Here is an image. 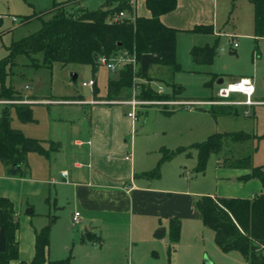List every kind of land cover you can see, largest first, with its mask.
Listing matches in <instances>:
<instances>
[{
  "label": "rangeland",
  "instance_id": "374dc122",
  "mask_svg": "<svg viewBox=\"0 0 264 264\" xmlns=\"http://www.w3.org/2000/svg\"><path fill=\"white\" fill-rule=\"evenodd\" d=\"M55 1L68 0H0V17L3 18L0 26V61L8 56L13 42L38 32L44 22L53 17ZM124 1L127 0H71L66 9L70 12L79 9L95 11L115 8ZM131 3L134 7L137 6L138 14H142L145 9L144 0H131ZM178 3V24L182 27L177 33V62L181 68L174 71L152 64L146 77H138L137 85L140 93L146 86L159 91V94L177 92L179 99L188 102L147 100L150 103L137 110V126L133 138L129 137L127 140L129 145L137 140L138 162L152 170L158 167V162L164 157L161 148L174 152L160 166L159 173L162 177L156 184L192 192L196 205L201 196H216L220 189L228 187L226 185L237 184L236 176L229 174L233 170H245L234 166L237 161L250 158L253 166L264 165V139L225 140L222 151L211 155L203 171L198 169L199 151L195 147L214 134L243 133L252 137L264 135V38L254 36L255 10L251 0H178ZM125 14V18L133 17L130 11H125ZM199 22L213 26L214 33L192 32ZM217 41L218 55L212 64L194 61L191 54L194 47L214 46ZM234 41L238 43L236 49L233 47ZM33 57L36 62L41 63V55ZM7 72V88L24 98L50 100L32 106L35 121L27 124L20 122L12 106L15 102L0 104V113L8 107L12 127L23 130L26 137L43 141L47 149L50 148L53 133L56 137L67 136L66 141H63V156H68L73 151L69 129L72 128L73 137L81 136V127L85 120H90L91 106L87 105L85 108L83 104L76 102H90L94 99V87H85L83 84L96 80L97 97L104 99L108 94L109 82L115 76L102 64L96 70L91 65H63L58 62L52 67H37L26 56H19L14 66L7 67ZM74 75H77L76 82L72 80ZM242 77L250 78L254 84L253 100L263 103L251 106L232 105L229 108L231 113L226 114L219 105L245 101L246 97L232 94L229 98H223L219 95V90ZM220 81L223 83H219ZM1 88L0 83V91ZM130 92H133V88ZM211 99L220 104H208L207 100ZM215 99L219 101H214ZM119 109L129 118L128 106H119ZM211 109L214 112L207 111ZM57 121L67 123V128L64 124H54ZM35 155L42 160L41 156ZM32 162L37 164V161ZM1 165L0 161V167ZM23 173L25 174V170ZM154 178L156 182L157 177ZM49 195L47 192L32 198L30 204L34 205L31 209L35 210V215H28L25 205L19 208L18 222L22 221L20 217L29 218V225H33L35 230H41L54 216L57 217L51 235L50 260L71 257L72 264H204V259L208 257L213 264H247L240 252H223L215 241L214 231L205 228L201 220L185 222L176 244L172 243L170 225H167L166 234L156 238L158 247L141 244L136 249L131 241L128 224L118 232L108 227L106 234L102 235L103 244L82 243L80 239L86 231L80 224L76 225L73 219L79 209L73 205L72 200L55 204V195ZM49 197L52 199L47 201ZM99 230L95 226V231ZM161 244L163 247H160Z\"/></svg>",
  "mask_w": 264,
  "mask_h": 264
},
{
  "label": "trees",
  "instance_id": "16d2710c",
  "mask_svg": "<svg viewBox=\"0 0 264 264\" xmlns=\"http://www.w3.org/2000/svg\"><path fill=\"white\" fill-rule=\"evenodd\" d=\"M130 1V2H129ZM150 12L149 17L138 16L131 0L124 1L121 5L112 8H104L95 11L79 9L68 11L61 3L53 5V17L44 22L42 28L19 41L13 42L9 48V54L0 61V100L16 102L12 105L20 122L27 124L34 122L33 104L23 96L18 95L12 89L5 86L8 75L7 67L14 66L19 56H26L37 67H52L54 63L68 65L70 63L91 65L96 70L100 63L95 61L94 55L105 57L109 60L118 52L127 51L136 54L138 61L144 55H152L153 63L159 66L180 70L177 62V33L178 29L165 25L162 16L174 12L178 7V0H145ZM254 5V36L264 38V0H251ZM130 11L133 17L113 20L121 13ZM29 20V17H26ZM0 19V26H1ZM195 33L213 34L214 28L210 25H197L192 30ZM218 41L214 46L194 47L191 54L195 62L199 64H212L218 55ZM41 55V63L36 62L33 56ZM119 79H111L108 86V95L104 101H123L128 97L134 86V71L132 65H125L119 72ZM141 67L138 77H146ZM180 91V90H179ZM140 98L149 101H188L179 99L177 92L174 94H159L150 87H143ZM28 101V102H26ZM214 101H219L215 99ZM19 102V103H17ZM224 113L229 114L231 105H219ZM209 112H214L213 109ZM11 111L6 107L0 118V161L11 167V173L21 174L12 168L17 164L25 166L29 153L47 155L44 142L29 138L21 130L11 125ZM252 137L243 133H225L211 135L208 140L198 143L195 147L199 151L198 169L203 171L214 153H220L225 140L246 141ZM52 150L59 149V143L51 142ZM178 151V150H177ZM164 157L158 163V167L147 173V177H159L160 166L164 160L171 158L174 152L164 150ZM249 173L242 180L245 182L258 179L263 188L260 196L254 198H214L201 196L196 201V208L202 216L203 224L214 231L215 241L225 253L240 252L247 264H264V165L253 166L250 158L237 161L234 165ZM54 216L48 225L35 232V254L29 264H72V258L63 260H50L49 247L52 228L56 222ZM4 228L7 248L0 252V264H11L20 258L17 232L19 222L16 217L14 204L5 197H0V230ZM181 221L172 219L170 222V236L172 243L176 244L180 239ZM82 243H101V237L94 232H86L81 236ZM20 264H26L20 262Z\"/></svg>",
  "mask_w": 264,
  "mask_h": 264
},
{
  "label": "crops",
  "instance_id": "0c3cea01",
  "mask_svg": "<svg viewBox=\"0 0 264 264\" xmlns=\"http://www.w3.org/2000/svg\"><path fill=\"white\" fill-rule=\"evenodd\" d=\"M70 2L71 0L57 3H61L60 6L66 8ZM144 7L142 14H138L137 6H135V12L138 16L149 17L150 12L146 7L145 0ZM178 12L179 3L174 12L162 16V21L165 25L179 31L182 25L178 24L180 21ZM0 19L3 21V18ZM197 25L206 24L199 22ZM197 25L195 24V26ZM116 74L119 75V73H114V75ZM94 81V99L90 102L85 100L76 101L83 104L85 108L90 105L91 112L90 120H85L84 126L81 127L83 129L79 133L81 136L73 137L72 128L68 131L72 135L70 143L73 151L71 154L63 156V141H66L67 136L64 138L60 135L56 137V134L53 133L50 142L59 143V149L54 151L50 146L47 155L38 154L42 160L36 157L35 154L37 153H29L27 164L21 166L20 175L11 173V167L5 166L1 162L0 197L8 198L14 204L17 220L19 219V208L25 205V208L30 210L34 207L33 204H30L32 198L45 195L48 192L49 196L55 195V204H60L64 200H72L73 205L79 209L75 212L80 213L79 224L84 227L86 232H94L100 235L102 244L104 241L102 235L106 234L108 227H112L118 232L121 227L128 224L133 247L138 249L141 244H147L152 248L158 247L156 238L166 234V226L170 225L172 219H181L182 229L185 222H200L201 220L203 223L202 216L192 197V192L157 185L156 183L162 175L157 177L156 182L154 177H147L146 174L153 170L139 164L136 152L137 140L132 141L131 145L128 144L127 140L135 132L137 126L135 120L125 117L119 109V106L126 105L96 103V101H104L107 97L104 99L97 97V82ZM26 88L29 89L28 86ZM131 97L132 93L130 92L125 100ZM25 99H32L29 102L33 105L40 102L46 103L50 100ZM207 102H212V99L207 100ZM10 103L13 104L14 102L0 100V104L3 105ZM1 116L2 111L0 118ZM60 121L54 124H64L67 128V125H65L67 123ZM161 149V152L166 150ZM162 159L163 157L160 161ZM31 161H37V164L33 162L32 164ZM24 170L25 174L23 173ZM248 173L249 170L246 169L243 172L234 170L229 172L231 176H236L235 183L237 184L226 185L228 187H225L224 190L220 189L216 196H207L214 198H254L260 196L263 188L258 179L247 182L242 180ZM51 199L49 197L47 201ZM27 214L35 215L36 212L33 210V213ZM20 220H22V223L19 222L17 232L20 258L11 264L27 263V261L31 263L35 254L36 230L33 225H29V218L20 217ZM95 226L100 229L98 232L95 231ZM203 226L207 228L204 224ZM157 229H163L164 234L156 236L154 232ZM134 239L135 242H133ZM160 247H163V245L161 244ZM50 252L51 242L49 258ZM262 252L264 254V248ZM24 256H26V260H24ZM205 260L210 261L206 257L204 264Z\"/></svg>",
  "mask_w": 264,
  "mask_h": 264
},
{
  "label": "built area",
  "instance_id": "2783aa9c",
  "mask_svg": "<svg viewBox=\"0 0 264 264\" xmlns=\"http://www.w3.org/2000/svg\"><path fill=\"white\" fill-rule=\"evenodd\" d=\"M126 17L125 12H121L113 22L119 21V19H124ZM1 18V17H0ZM233 47L236 49L238 47L237 41H234ZM98 62L102 65H105L111 72L118 73L125 65L129 64L132 65L134 71V86L132 97L125 101H96V103H103V104H122L129 107V112L127 113L128 117L133 120L137 118V110L139 107L143 105L149 104L146 100L140 98V92L138 91L137 85V73L140 70L141 63L138 61L136 54L132 55L127 51L119 52L117 55L112 56L109 60L105 57H98ZM95 81L91 80L89 82H85L84 86H94ZM164 92V91H161ZM232 94H241L246 97L245 101H234V102H227L226 104L231 105H246L251 106L254 104H261L262 101H254L253 96L255 94V87L250 78H242L234 83H231L227 86L222 87L219 90V95L223 98H229ZM209 104H220L219 102H210ZM79 217L80 213H75L73 219L75 224H79Z\"/></svg>",
  "mask_w": 264,
  "mask_h": 264
},
{
  "label": "water",
  "instance_id": "95a60500",
  "mask_svg": "<svg viewBox=\"0 0 264 264\" xmlns=\"http://www.w3.org/2000/svg\"><path fill=\"white\" fill-rule=\"evenodd\" d=\"M94 59L97 62L98 61V54L94 55ZM153 63V56L152 55H144L142 60H141V71L143 74H147L151 64ZM119 78V75L116 74L114 77V80H117ZM72 80L74 82L77 81V75H74L72 77ZM219 83H223L222 81H220ZM13 169H15L16 171H20L21 166L20 165H13L12 166ZM27 213H33V209H30L27 211ZM164 234V230L163 229H159L156 232V236H162ZM7 248V239H6V235H5V231L4 228H1L0 230V252H5ZM205 264H212L210 261L205 260Z\"/></svg>",
  "mask_w": 264,
  "mask_h": 264
}]
</instances>
